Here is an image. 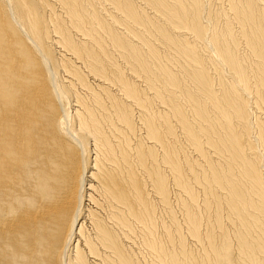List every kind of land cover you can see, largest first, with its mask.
<instances>
[{"label":"bare ground","instance_id":"6f19581e","mask_svg":"<svg viewBox=\"0 0 264 264\" xmlns=\"http://www.w3.org/2000/svg\"><path fill=\"white\" fill-rule=\"evenodd\" d=\"M0 264H264V0H0Z\"/></svg>","mask_w":264,"mask_h":264},{"label":"rangeland","instance_id":"374dc122","mask_svg":"<svg viewBox=\"0 0 264 264\" xmlns=\"http://www.w3.org/2000/svg\"><path fill=\"white\" fill-rule=\"evenodd\" d=\"M203 51H204V49L203 48H201ZM245 50V47H244V49H243V52H246V50ZM212 67H215V66H212ZM212 67H210V68H212ZM227 73V74H226ZM226 73H223V74H221V78H225V79H229V80H232V78H230L229 76H230V73L229 72H226ZM183 144H184V146H185V148H186V150L188 151V153L190 152V149H189V147L187 146V144L185 143V142H183ZM172 199H174L173 200V202L175 203H173L174 205L173 206H175V207H173L176 211L175 212H177L176 214H175V216L178 218V221H180V222H182L183 221V212H182V210H181V207H180V205L177 203V201H176V199L175 198H172ZM178 205V206H177ZM177 207V208H176ZM161 212H163L162 213V217H165V219H166V215H165V212L164 211H161ZM164 214V215H163ZM161 217V218H162ZM186 242V246L187 247H190V245L188 244V242L187 241H185ZM193 246V245H192ZM194 249H197V251H195V253H197V254H201L202 252L198 249V246L197 247H193Z\"/></svg>","mask_w":264,"mask_h":264}]
</instances>
